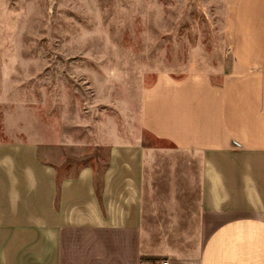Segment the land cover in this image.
I'll return each instance as SVG.
<instances>
[{"label": "rangeland", "instance_id": "obj_1", "mask_svg": "<svg viewBox=\"0 0 264 264\" xmlns=\"http://www.w3.org/2000/svg\"><path fill=\"white\" fill-rule=\"evenodd\" d=\"M238 2L0 0V143L36 144L63 176L90 166L100 181L111 147L142 135L154 149L144 258L196 251L201 160L143 130L140 115L167 78L223 82Z\"/></svg>", "mask_w": 264, "mask_h": 264}, {"label": "crops", "instance_id": "obj_2", "mask_svg": "<svg viewBox=\"0 0 264 264\" xmlns=\"http://www.w3.org/2000/svg\"><path fill=\"white\" fill-rule=\"evenodd\" d=\"M231 34L220 85L167 78L140 115L143 130L201 160L196 251L144 258L154 149L142 135L111 147L100 181L90 166L63 176L36 144L3 142L0 264H264V0H239Z\"/></svg>", "mask_w": 264, "mask_h": 264}, {"label": "built area", "instance_id": "obj_3", "mask_svg": "<svg viewBox=\"0 0 264 264\" xmlns=\"http://www.w3.org/2000/svg\"><path fill=\"white\" fill-rule=\"evenodd\" d=\"M166 264V263H165Z\"/></svg>", "mask_w": 264, "mask_h": 264}]
</instances>
